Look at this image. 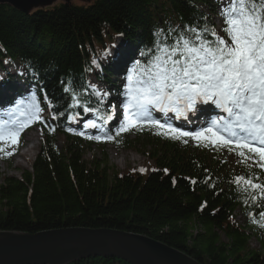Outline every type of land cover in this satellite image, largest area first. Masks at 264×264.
Wrapping results in <instances>:
<instances>
[{
  "label": "trees",
  "instance_id": "16d2710c",
  "mask_svg": "<svg viewBox=\"0 0 264 264\" xmlns=\"http://www.w3.org/2000/svg\"><path fill=\"white\" fill-rule=\"evenodd\" d=\"M220 4L221 0H92L59 2L29 13L0 4V70L5 72L7 63L20 68L19 79L32 86L27 97L34 95L37 106L48 111L36 122L43 138L30 168L0 183V230L113 228L148 235L200 264H264V229L250 223L260 245L255 249L254 235L234 215L242 204L247 216L253 212L264 220L261 194L244 192V185L234 182L243 174L264 184L259 169L249 163L232 167L204 149L180 148L146 135L144 140L157 145L151 154L156 169L121 172L104 147L101 155L86 159L93 142L70 132L65 123L83 105L104 106L85 87L90 75L116 84L110 80L115 76L111 65L105 73H98L97 66L115 50L119 38L129 51L153 49L142 56L148 60L158 39L172 43L178 35H191L189 28H215L213 15ZM11 80H0V100ZM123 132L112 134L110 141L130 147L139 140ZM70 264L130 263L100 256Z\"/></svg>",
  "mask_w": 264,
  "mask_h": 264
},
{
  "label": "snow or ice",
  "instance_id": "6c2138e0",
  "mask_svg": "<svg viewBox=\"0 0 264 264\" xmlns=\"http://www.w3.org/2000/svg\"><path fill=\"white\" fill-rule=\"evenodd\" d=\"M222 15L225 36L218 35L214 27L189 28L191 35H178L172 43L158 39L154 43L155 54L147 63L135 61L127 74L123 121L116 135L147 123L162 130L158 134L185 144L187 137L196 140L200 147L217 151L226 148L241 157V163L256 158L264 169V0H230ZM152 51H142L141 55ZM94 94L100 95L98 91ZM73 100L76 101L75 96ZM198 102H211L227 113V118L213 119L195 132L152 118L151 109L186 118ZM31 108L35 111L18 108L26 119L15 127L0 124V142L18 143L27 123L39 118L34 95ZM89 126L95 124L90 122ZM234 182L244 185L242 191L252 189L264 198V184L245 177H237ZM256 198L252 195V199Z\"/></svg>",
  "mask_w": 264,
  "mask_h": 264
},
{
  "label": "water",
  "instance_id": "95a60500",
  "mask_svg": "<svg viewBox=\"0 0 264 264\" xmlns=\"http://www.w3.org/2000/svg\"><path fill=\"white\" fill-rule=\"evenodd\" d=\"M56 1L0 0V4L29 13ZM100 256L130 264H200L178 248L148 235L113 228L64 227L35 233L0 230V264H70Z\"/></svg>",
  "mask_w": 264,
  "mask_h": 264
},
{
  "label": "rangeland",
  "instance_id": "374dc122",
  "mask_svg": "<svg viewBox=\"0 0 264 264\" xmlns=\"http://www.w3.org/2000/svg\"><path fill=\"white\" fill-rule=\"evenodd\" d=\"M60 1L61 0H58L57 3H59ZM72 2L83 3L81 0H73ZM31 137L35 138V141L34 143L29 144L31 147L34 146L35 149L32 151V153L27 152L26 155L19 157V152L21 151L20 147L24 145L27 138L29 139ZM129 137V139L131 140H139L132 141V146H126L125 148L118 147L112 144L103 146L108 160L113 166H115V168H117L121 172H127L128 170L149 172L155 167V161L153 157H151V154L152 152H154L153 147L157 146L153 144L156 143L148 140L147 138H145L144 140V136L138 138L137 136L132 134ZM27 138L22 141V144L18 149L9 150L7 154L9 155L8 159L3 161L0 160V183L2 182L3 178L7 176H21L24 170L29 169L30 164L35 159L38 151L40 150V132L37 129H34L27 134ZM57 139L59 141V145H61L63 143V139L61 137H58ZM100 147L102 146L93 145L91 150L87 152L86 159L95 158V156L101 155ZM210 153L214 152L211 151ZM223 154L228 158L229 161L233 163L232 167L236 166V164L239 163L238 161H234V156H232L230 153L223 152ZM237 220L239 222L244 221L242 220L239 211H237ZM251 246L255 249H260V245L253 238L251 239Z\"/></svg>",
  "mask_w": 264,
  "mask_h": 264
},
{
  "label": "bare ground",
  "instance_id": "6f19581e",
  "mask_svg": "<svg viewBox=\"0 0 264 264\" xmlns=\"http://www.w3.org/2000/svg\"><path fill=\"white\" fill-rule=\"evenodd\" d=\"M107 57H110V58H113L114 57V52L111 50L108 54ZM35 138L31 137V138H27V142L25 143V145L21 148V151L19 152V157H22L24 155H26V153H32V151L35 149V147H31L30 144L31 143H34V140ZM30 143V144H29ZM29 144V145H28ZM115 146H118V147H126V145H115Z\"/></svg>",
  "mask_w": 264,
  "mask_h": 264
}]
</instances>
